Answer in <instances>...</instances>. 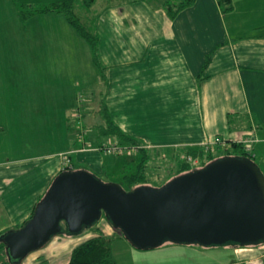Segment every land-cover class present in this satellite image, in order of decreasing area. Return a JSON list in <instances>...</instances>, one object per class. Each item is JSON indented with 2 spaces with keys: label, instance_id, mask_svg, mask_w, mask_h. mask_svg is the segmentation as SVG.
<instances>
[{
  "label": "crops",
  "instance_id": "crops-1",
  "mask_svg": "<svg viewBox=\"0 0 264 264\" xmlns=\"http://www.w3.org/2000/svg\"><path fill=\"white\" fill-rule=\"evenodd\" d=\"M119 1L103 0L97 14L104 70L97 68L96 82L89 75L75 78L73 67L56 65L76 44L91 63L90 45L62 14L31 18L35 25L51 23L61 38L58 47L56 37L44 49L46 30L37 28L30 52L34 64H27L30 55L24 50L13 59L0 48V234L30 218L64 168L62 154L74 165L73 153L76 163L102 167L106 162L98 143L85 138L89 127L77 133L84 147L74 144L72 117L85 116L76 110L77 83L86 85L87 102L99 106L102 120L104 105L119 129L149 150L183 154L206 144L215 151L237 144L264 160V0H231L227 12L218 0H194L173 18L162 4ZM28 146L33 153L26 154ZM95 227L107 236L116 233L105 219ZM96 232L55 235L22 263L67 264L73 248ZM234 251V260L220 264H264V251Z\"/></svg>",
  "mask_w": 264,
  "mask_h": 264
},
{
  "label": "water",
  "instance_id": "water-1",
  "mask_svg": "<svg viewBox=\"0 0 264 264\" xmlns=\"http://www.w3.org/2000/svg\"><path fill=\"white\" fill-rule=\"evenodd\" d=\"M131 245L164 240L221 245L264 242V174L246 157L224 156L160 187L124 190L86 169L59 173L22 226L0 235L16 264L58 234L75 235L102 215Z\"/></svg>",
  "mask_w": 264,
  "mask_h": 264
},
{
  "label": "rangeland",
  "instance_id": "rangeland-1",
  "mask_svg": "<svg viewBox=\"0 0 264 264\" xmlns=\"http://www.w3.org/2000/svg\"><path fill=\"white\" fill-rule=\"evenodd\" d=\"M52 1H56V0H0V48L8 49L7 54H9L11 58L14 59L18 57L20 54L19 50L26 51L28 55H30V52L32 50V54H33L35 48L34 46H35L36 29L39 27L41 29L46 30L44 37H46L47 40L44 39L43 41L44 49H50V41L51 40L54 41V38L56 39V37H57L56 42H58L56 43V46L58 47L60 45V40H61L60 34H58L57 30H51L52 27L51 23L43 22L41 25H35V21L31 19L35 15L24 19L22 18V16L18 11V3L19 4L27 3V4H35L38 6L39 5L43 6L44 4H48L49 2ZM121 2L122 1L116 0V3H121ZM103 3H104L103 0H97L91 9V13L94 14L95 12V14H98L102 10ZM111 4H114V2H112ZM98 19L99 17L94 16L91 22H88V28L94 34L98 33ZM98 39L99 36L97 34L96 42H97L98 66L94 65L92 60V54H91V63L90 65L88 64L86 55L84 54L83 50L78 47L77 44L75 45L74 53L72 54V52L69 51V56H68L69 58L64 57L60 59L56 65H59V63H61L60 64L61 67H65V66L71 68L73 67L75 71V78L81 76L82 77L84 76L86 78L89 75L88 77L89 81L92 82L95 81L98 76L97 68L100 69L102 73L104 70V66L99 59ZM45 59L51 62L49 58H45ZM63 60L64 61L69 60V65L66 62L64 63ZM27 64H34V57H31L30 55L28 57ZM48 64L52 65V63L51 64L48 63ZM15 65L17 67H20L22 65L20 58H17V60L15 59ZM85 86L86 85H83L82 82V84L77 83L75 87L76 110H79L85 115L84 120L82 116L80 118H78L77 116H75L74 118L72 117L71 125H73L74 127L73 141L75 144L77 143L80 144L81 143L80 141H82L80 138H78V134H79L78 132L82 131V127L84 126L89 127V130H86L87 128H85V132L89 131L88 136L90 135L92 136L95 133L94 129L93 130L90 129L92 127V124L93 123L98 124L103 122L102 118H100V115L98 114L99 106L97 104H94L93 106L92 105L90 106L88 104L87 95L89 94V90L86 89ZM87 110L92 112L95 111V113L97 112L96 116L92 114H89V116H87L86 115L88 112ZM90 116L92 117V122L88 123L86 119ZM78 127L80 128V130H77ZM249 139L250 138L244 139V141ZM106 140L107 139L104 138L101 141L103 143H106L107 142ZM205 151L210 153L213 152L215 155L225 152L223 149L219 151L217 150L215 151L211 148H206ZM33 152L34 151L30 150L28 146L26 154H30ZM183 154L170 153L168 151H165L163 153L159 152L158 154L151 153L149 157V165L147 167V175L149 181L151 183L159 184L162 183L163 181L164 182L167 181L169 178L175 175L178 169L181 167L180 163L185 158L183 157ZM101 156L103 160H106V162L109 161V163H111L113 159L116 160L117 158H119L120 154L114 155V153H108V154L101 153ZM72 158H73V162L75 163V165H77V167L79 166L83 167V169L90 171L101 180L107 181L109 178L110 179L112 178L110 177L111 175L108 173L109 169L107 168V166H104L102 168L99 166L101 168L100 171L99 167H92L87 164L76 163L75 153L72 154ZM203 160H201V162L193 161L191 166L193 168L194 167L199 168ZM256 161L260 165L261 167L260 170L264 174V160L258 157ZM102 220L104 221V217L101 219V221ZM96 224L97 223L93 224L90 227H85L80 233L75 234L74 236H81V237L87 236V234H89L94 230ZM128 243H126V241L114 240V242L112 243V253L115 258L114 264H220L223 262L234 260L235 249L239 253L245 252L247 254H249L251 251L255 253L264 251V242L261 241L250 242V243H246L245 245H240L237 243L235 244L225 243L221 245L205 246L197 243H175L170 240H164L159 246L155 247V249H147L145 251H139L142 249H137L132 245L131 246L128 245ZM24 258L17 261L16 264H23L22 260Z\"/></svg>",
  "mask_w": 264,
  "mask_h": 264
},
{
  "label": "trees",
  "instance_id": "trees-1",
  "mask_svg": "<svg viewBox=\"0 0 264 264\" xmlns=\"http://www.w3.org/2000/svg\"><path fill=\"white\" fill-rule=\"evenodd\" d=\"M115 1L116 0H104V2H106L109 5ZM147 1L150 3L162 4L164 11L169 18L175 17V15L179 13L182 9L190 6L194 2V0H147ZM95 2L96 0H56L49 2L48 4H44L43 6L42 5L38 6L35 4H27V3L24 4L18 3V11L22 16V18L24 19L43 13H56V14L64 15L68 20L69 24L75 30V32L88 42L93 54L94 65L98 66L97 42H96L97 34L96 33L94 34L88 28V22H91L94 16L95 17L97 16L95 12L94 14L91 13V9ZM218 3L220 5V9L224 12H227L232 8L231 0H218ZM100 110L103 116L104 123L102 125L95 126L94 129L95 134H93L92 136L86 135L85 137L86 139L91 140V142L93 143H97V141H99L98 144L96 145V149L99 152L103 154H108L107 152L104 151L105 150L104 148L107 144H115L122 147H131V146L138 147V149H136V151L132 153H127V152L114 153V155L120 154L119 158H117L116 160L113 159L111 163L107 161L102 165V167L107 166V168L109 169L108 173L111 175L110 177H112L111 179L109 178L107 181L104 182H110V181L116 182L124 190L128 191L137 186H142V185L152 186L155 188L160 187L176 176L188 173L194 169L202 168L205 165L224 156L246 157L252 162L256 163L261 169L260 165L256 161L258 157L252 155V153L246 150L245 147L243 148L237 144L233 146L234 148L232 150L228 147L225 149V152L217 155H215L213 152L211 153L206 152L205 147H197V148L190 147L186 149L184 153L185 158L180 163L181 167L178 169L175 175H173L165 182L163 181L162 183L159 184L151 183L147 175L149 157L151 153L158 154L159 151L149 150L145 148L141 143H139L136 139L123 133L119 129V127L114 123L109 111L104 105L101 107ZM68 127L70 129L71 128L73 129V127L69 125ZM103 138L107 139L106 143L103 142L100 143V141ZM75 146L83 148L84 143L83 142H81L80 144L77 143L75 144ZM89 147L90 146L86 148ZM201 160H203V162L199 168H195V167L193 168L191 166L193 161L201 162ZM80 169L83 168L77 167V165L70 163L69 165H65L64 168L60 171V173L66 170H80ZM103 217L109 224H111L104 214L100 219H102ZM98 222L99 221H97L96 223ZM113 228L115 229L116 233L114 235L107 236L95 227L94 230L97 231L96 235L84 240L83 242L78 244L75 248H73L67 264H114L115 258L112 253V243L114 242V240L120 238L125 239L128 242L129 240L126 238L124 233L119 228H115V227ZM137 249H141V248H137ZM142 250H147V249H142ZM0 264H13L8 256L6 246L1 241H0Z\"/></svg>",
  "mask_w": 264,
  "mask_h": 264
},
{
  "label": "built area",
  "instance_id": "built-area-1",
  "mask_svg": "<svg viewBox=\"0 0 264 264\" xmlns=\"http://www.w3.org/2000/svg\"><path fill=\"white\" fill-rule=\"evenodd\" d=\"M249 141L251 140H246L244 141V143H246L248 145ZM205 148H210L208 144L204 145ZM222 147L224 148V144H222ZM105 152L107 153H120V152H127V153H132L135 152L136 149H138L137 146H131V147H122L119 145H115V144H107L104 148ZM213 150H215V148H211ZM246 150L250 151L247 147ZM62 159H63V164L64 165H69L70 162V157L67 154H62Z\"/></svg>",
  "mask_w": 264,
  "mask_h": 264
}]
</instances>
